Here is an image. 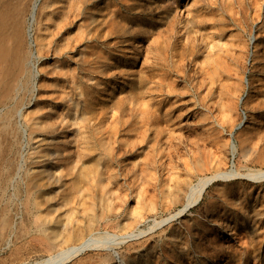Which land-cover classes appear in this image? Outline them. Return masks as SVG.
Here are the masks:
<instances>
[{"label": "rangeland", "instance_id": "374dc122", "mask_svg": "<svg viewBox=\"0 0 264 264\" xmlns=\"http://www.w3.org/2000/svg\"><path fill=\"white\" fill-rule=\"evenodd\" d=\"M32 1L0 0V264H264V0Z\"/></svg>", "mask_w": 264, "mask_h": 264}, {"label": "bare ground", "instance_id": "6f19581e", "mask_svg": "<svg viewBox=\"0 0 264 264\" xmlns=\"http://www.w3.org/2000/svg\"><path fill=\"white\" fill-rule=\"evenodd\" d=\"M81 1V0H80ZM88 1V0H87ZM92 1V0H91ZM38 2H39V0H33L32 1V4H31V8H30V13H29V15H30V19H31V21L33 20V18H34V13H35V10H36V8H37V5H38ZM86 2V1H85ZM96 2V1H95ZM90 3V2H89ZM89 3H88V5H89ZM93 3V2H92ZM99 4V3H98ZM49 5V4H48ZM16 6V5H15ZM75 6V5H74ZM90 6V5H89ZM91 6H93V5H91ZM6 7V6H5ZM7 7H9V6H7ZM72 7H73V5H72ZM99 6H96V8H98ZM3 8V7H2ZM15 8V7H14ZM13 8V9H14ZM90 8H92V7H90ZM78 9V8H77ZM99 9V8H98ZM97 9V10H98ZM11 10H12V7H11ZM82 10V9H81ZM101 10V9H100ZM5 11V10H4ZM11 12H13V11H11ZM82 12V11H81ZM99 12V11H98ZM7 14H8V11L6 12ZM80 13V12H79ZM95 13V12H94ZM97 13V12H96ZM3 13H1V15L0 16H2L3 17V15H2ZM93 14V13H92ZM9 15H10V13H9ZM77 15V14H76ZM88 15H89V13H88ZM97 15V14H96ZM82 18V17H81ZM100 20H102V19H100ZM3 22V21H2ZM18 24V23H17ZM2 26V25H1ZM14 32H15V29H14ZM17 32V31H16ZM6 33V32H5ZM7 34V33H6ZM4 36H6V35H4ZM1 37V36H0ZM2 37H3V34H2ZM8 37V36H7ZM16 38V37H15ZM3 39V38H2ZM15 40V39H14ZM12 41V40H11ZM14 42V41H13ZM0 43H2V42H0ZM10 44V43H9ZM11 45V44H10ZM7 55H8V50L7 49H4V47L2 48L1 46H0V61L2 62L6 57H7ZM81 55V54H80ZM9 56V55H8ZM17 57V56H16ZM30 57H32V53H30ZM9 58V57H8ZM20 59H21V56H20ZM83 59H84V57H83ZM9 61V60H8ZM25 62V61H24ZM9 63V62H8ZM23 63V62H22ZM15 64V63H14ZM29 64L31 65L32 64V62H30V59H29ZM19 65V64H18ZM14 67H15V65H14ZM13 67V68H14ZM18 67V66H17ZM11 72V71H10ZM9 72V73H10ZM23 72V71H22ZM11 74V73H10ZM15 74V73H14ZM13 74V75H14ZM20 81V80H19ZM22 88V87H21ZM14 90V89H13ZM4 93H5V91H3ZM80 94V93H79ZM2 98V97H1ZM15 98V97H14ZM69 102H70V100H69ZM74 102V101H73ZM66 103V102H65ZM74 105V104H73ZM82 118V117H81ZM70 122H73V120L72 121H70ZM24 132V131H23ZM65 148H63V150H64ZM68 150V149H67ZM55 180V179H54ZM210 182V179H206V180H203V181H201V182H199V183H197V184H195V185H193V186H191L190 188H189V191H188V196H187V202H188V204H190V205H194L198 200H199V197H200V195H201V192L203 191V189L206 187V185L208 184ZM40 189V188H39ZM36 190V189H35ZM94 242H96V239L94 240V239H92L91 238V241H89V242H84L82 245H80L79 247H74V248H70V249H64V250H60L59 252H57L54 256H49V258L48 259H45V260H43V261H41V262H38V263H36V264H50V263H52V262H59L60 260H64V259H68V258H70L71 256H73V255H76L78 252H80L81 250H82V248H84V247H86L88 244H92V243H94ZM100 243V242H99ZM99 243L97 244V245H99Z\"/></svg>", "mask_w": 264, "mask_h": 264}, {"label": "water", "instance_id": "95a60500", "mask_svg": "<svg viewBox=\"0 0 264 264\" xmlns=\"http://www.w3.org/2000/svg\"><path fill=\"white\" fill-rule=\"evenodd\" d=\"M231 172H232V171H231ZM226 175H227V174H226ZM227 176H229V175H227ZM219 178H221V176H220V175H217L216 177L213 178L212 181H214V180H216V179H219ZM212 181H211V182H212ZM188 208H189V207H188ZM186 209H187V208H186ZM85 248H87V246L84 247L83 249H85ZM83 249H82V250H83ZM82 250H81L80 252H82ZM80 252H78V254H79Z\"/></svg>", "mask_w": 264, "mask_h": 264}]
</instances>
